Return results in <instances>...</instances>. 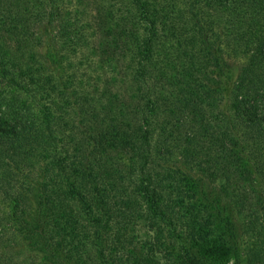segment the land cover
Returning a JSON list of instances; mask_svg holds the SVG:
<instances>
[{
  "label": "trees",
  "instance_id": "1",
  "mask_svg": "<svg viewBox=\"0 0 264 264\" xmlns=\"http://www.w3.org/2000/svg\"><path fill=\"white\" fill-rule=\"evenodd\" d=\"M0 72L41 107L0 96V264L13 236L42 264H227L236 212L264 234V0H0Z\"/></svg>",
  "mask_w": 264,
  "mask_h": 264
},
{
  "label": "rangeland",
  "instance_id": "2",
  "mask_svg": "<svg viewBox=\"0 0 264 264\" xmlns=\"http://www.w3.org/2000/svg\"><path fill=\"white\" fill-rule=\"evenodd\" d=\"M56 36H57L56 35V28H54V24H52L48 28H43L42 32L39 34V45H38V47L35 46V48L36 47L41 48V46H42V49L47 52L48 56H50V54L53 52V46L55 45V43L58 39V38H56ZM51 37H53V38L50 42ZM33 42L37 43V41H33ZM225 42L223 43L224 45H225ZM225 48H226V45H225ZM226 49L228 50V52H227L228 58H230L231 60H233L235 62L234 66L236 65V67L237 66L240 67V65L245 63L244 57L238 51L236 52V51L232 50V48L231 49L226 48ZM39 61L42 62L43 65H46L41 57H39ZM72 62L76 63V60H74V61L72 60ZM67 64H68V60H67ZM59 68H60V66L58 65V69ZM80 68L81 69L85 68V65L84 66L80 65ZM120 84L122 86L121 82H120ZM121 86L118 85V88L123 89L124 92H126L127 91L126 87H123V86L121 87ZM27 89H29L31 91V95L29 94ZM35 94H36V92H35L34 88L33 87L30 88L29 85H27L25 83L24 79H21L17 75H13V76L3 75L0 72V96L9 97V98L10 97H16L20 102H25L26 104L30 105V107L32 108L34 113H36L37 117H40V115H41V107L39 104L40 99L37 98V96ZM235 123L237 124L238 130L241 133L243 132V130L246 129V127L243 126V123H241L240 120H236ZM259 155L264 156V148L261 146H260V151L257 152V156H259ZM122 160L127 161L126 158H122ZM37 162L38 161H35L34 158H31L30 161L25 162L28 164L25 166L24 172H28L27 170H29V172L26 174H28V176H31L32 179H34V180H35L37 169L35 167H33V165H31V164L35 165V164H37ZM30 172H32V173H30ZM216 183L217 182H215V184ZM23 185L26 186L27 188H29L30 186L32 187V184L28 180H24ZM210 189H212V191L214 190L213 188H210ZM221 198H223V200H224V197H221ZM7 202L8 201H7L5 195L0 197V208L4 212L6 211ZM259 206H261V204H259ZM262 206H264V205L262 204ZM235 212H236V210H235ZM262 214H260L261 218H262ZM241 215H242V213H239V212L235 213V216H236L237 220L239 221L238 222L239 225L242 224L239 227V230L237 229L238 230L237 238L240 240V242H238V243L242 245L241 251L244 250V252H246V254H247V252L250 248L249 246L251 244H254V249H253V253L251 255V259L253 260L254 264H264V252H261L260 255L258 254V252H259L258 249L260 247H264V245H263L264 234L260 233L259 235H257L258 231L261 230V228L257 227L255 225L254 229H251L250 228L251 226L249 225V222H247L246 217L244 219H242V221H241V219H239ZM251 225L253 226L254 224H251ZM222 228L224 229L225 233L228 236L229 231L225 227H222ZM178 230H179L178 227H176L177 232H178ZM262 231H264V230H262ZM135 233H138L140 238L143 237V238H141L142 240H146V236L149 234L148 227L146 225H144L143 223H138L135 226ZM11 234H13V233H11ZM261 234L263 236H261ZM248 237H249V239H248ZM12 238H13L12 244L18 250L17 253H15L16 255L14 256L15 261L21 262V260H22V262H21L22 264L24 262H26L27 264H42V263H40L39 258L32 257L29 254V252L25 248H23L22 242L19 239H17V237L14 239V236H13ZM179 240H181V239H179ZM179 240L176 239L175 242H178ZM182 241L186 245L189 244L187 240H182ZM250 241L253 243L248 244ZM244 252L242 251V254L239 256L240 259L233 258V256H232L227 264H247L246 259H247L248 255L246 257L245 254H243ZM71 260H73V259H71ZM71 260H67L66 262L72 263ZM206 261H207L206 264H211L210 260H206Z\"/></svg>",
  "mask_w": 264,
  "mask_h": 264
}]
</instances>
